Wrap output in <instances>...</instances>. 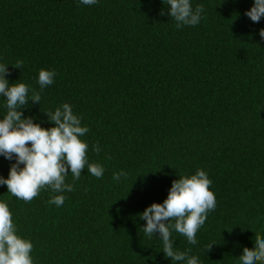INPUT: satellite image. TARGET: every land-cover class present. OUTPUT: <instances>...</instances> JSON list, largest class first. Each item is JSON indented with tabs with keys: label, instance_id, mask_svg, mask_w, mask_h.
I'll use <instances>...</instances> for the list:
<instances>
[{
	"label": "trees",
	"instance_id": "trees-1",
	"mask_svg": "<svg viewBox=\"0 0 264 264\" xmlns=\"http://www.w3.org/2000/svg\"><path fill=\"white\" fill-rule=\"evenodd\" d=\"M192 3L204 18L178 29L166 0H0V63L10 84L42 97L24 115L52 127L43 112L69 103L89 128V161L105 169L75 181L69 170L73 191L60 207L48 203L51 189L24 201L0 186L34 264H175L139 216L197 169L213 182L216 208L196 245L173 232L174 246L201 264H240L244 248L255 252V234L264 237V17L245 15L253 0ZM41 69L57 73L43 91ZM11 163L0 157V176ZM121 170L128 178L117 182Z\"/></svg>",
	"mask_w": 264,
	"mask_h": 264
},
{
	"label": "clouds",
	"instance_id": "clouds-1",
	"mask_svg": "<svg viewBox=\"0 0 264 264\" xmlns=\"http://www.w3.org/2000/svg\"><path fill=\"white\" fill-rule=\"evenodd\" d=\"M79 2L91 6L99 0ZM166 2L165 10L178 29L197 26L204 18V6L193 8L192 0ZM164 14L162 11L161 15ZM245 15L259 23L264 17V0H253V6ZM258 35L264 40V29H260ZM8 66L0 63V97L4 98L6 108V114L0 116V157L12 163L8 177L0 176V186H6L8 193L24 201L33 200L42 189H51L58 194L48 203L60 207L66 199L64 193L73 191V185L65 182L69 170L75 181L80 179L85 168L96 178H102L105 169L102 164L89 161V145L81 139L89 128L82 126L83 117L74 113L72 105L64 103L54 111L43 112L47 123L53 125L48 128L42 127L44 121L36 122L38 117L24 115L22 109L29 101L40 104L42 97L39 92H33L29 97L31 88L26 83L10 84ZM56 75L54 70L39 71L37 82L41 91L54 84ZM93 151L99 153V146H93ZM127 178L123 170L113 175L117 182ZM212 183L203 169L179 176L173 180L163 203L151 204L139 216L140 220L146 221L145 235L151 239L158 234L164 256L175 264H201L198 256L189 254L191 249L180 251L174 246L172 233H179L191 245L197 244L198 231L208 219V213L216 208V197L210 190ZM255 236V252L244 248L238 259L240 264H264V237ZM33 248L32 241L19 234L8 201L0 199V264H34Z\"/></svg>",
	"mask_w": 264,
	"mask_h": 264
}]
</instances>
